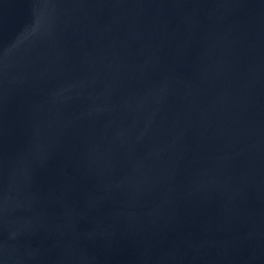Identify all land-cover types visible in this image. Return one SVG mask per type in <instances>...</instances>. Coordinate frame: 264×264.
<instances>
[{
  "label": "water",
  "instance_id": "95a60500",
  "mask_svg": "<svg viewBox=\"0 0 264 264\" xmlns=\"http://www.w3.org/2000/svg\"><path fill=\"white\" fill-rule=\"evenodd\" d=\"M0 264H264V0H0Z\"/></svg>",
  "mask_w": 264,
  "mask_h": 264
}]
</instances>
